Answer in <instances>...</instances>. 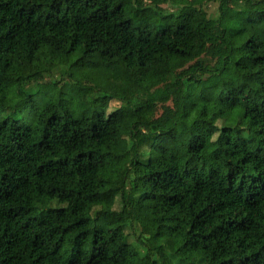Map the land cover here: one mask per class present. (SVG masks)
<instances>
[{"label":"trees","instance_id":"1","mask_svg":"<svg viewBox=\"0 0 264 264\" xmlns=\"http://www.w3.org/2000/svg\"><path fill=\"white\" fill-rule=\"evenodd\" d=\"M0 264H264V0H0Z\"/></svg>","mask_w":264,"mask_h":264},{"label":"rangeland","instance_id":"2","mask_svg":"<svg viewBox=\"0 0 264 264\" xmlns=\"http://www.w3.org/2000/svg\"><path fill=\"white\" fill-rule=\"evenodd\" d=\"M141 2L143 3V5L146 6H153L155 4V0H141ZM159 5L161 7H165V8H170V6L167 3H159ZM202 10L206 13V15L210 18H216L218 15V4L216 2H207L206 4H204L202 6ZM49 76H45L43 83L44 84H40L37 85L35 83L30 84L28 87H26V90L30 93L35 94L37 102L35 103L36 107L41 106L45 101H47L52 95H54L52 89L50 87H48L45 83L49 81ZM62 81H60L59 84H61ZM68 91H64L65 94H68ZM118 104L111 101L108 105V111H110L111 109H113L115 106H117ZM17 114V113H16ZM15 114V115H16ZM122 167H125V164L122 165ZM117 203V202H116ZM117 205H115L116 207ZM133 238L129 237V241H132Z\"/></svg>","mask_w":264,"mask_h":264}]
</instances>
